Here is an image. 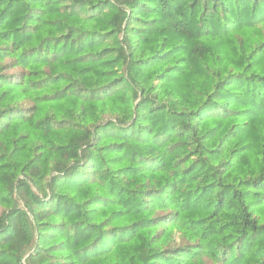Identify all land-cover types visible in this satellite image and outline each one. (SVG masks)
<instances>
[{"label": "trees", "instance_id": "16d2710c", "mask_svg": "<svg viewBox=\"0 0 264 264\" xmlns=\"http://www.w3.org/2000/svg\"><path fill=\"white\" fill-rule=\"evenodd\" d=\"M0 264H264V0H0Z\"/></svg>", "mask_w": 264, "mask_h": 264}]
</instances>
